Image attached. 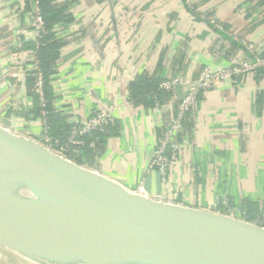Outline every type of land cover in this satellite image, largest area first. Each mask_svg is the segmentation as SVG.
I'll use <instances>...</instances> for the list:
<instances>
[{"label":"crops","instance_id":"crops-1","mask_svg":"<svg viewBox=\"0 0 264 264\" xmlns=\"http://www.w3.org/2000/svg\"><path fill=\"white\" fill-rule=\"evenodd\" d=\"M53 1L57 9L66 6L71 19L50 27L61 47L46 89L61 145L72 122L111 112L103 144L79 156L82 165L131 192L147 194L151 175L149 196L162 193L168 203L222 214L235 209L258 219L264 211V76H244L200 95L162 189L152 164L185 93L184 85L165 91L160 84L175 77L195 81L205 66L221 69L244 59L234 37L264 51V0ZM36 2L0 0V123L12 119L16 133L41 141V103L28 83V66L39 61L44 45L32 28ZM208 15L224 31L207 23ZM145 75L159 82L162 96L152 93L154 104H135L130 87Z\"/></svg>","mask_w":264,"mask_h":264},{"label":"water","instance_id":"water-1","mask_svg":"<svg viewBox=\"0 0 264 264\" xmlns=\"http://www.w3.org/2000/svg\"><path fill=\"white\" fill-rule=\"evenodd\" d=\"M13 121L0 123V252L36 264H60L50 252L64 264H264V227L154 200L151 175L147 194L131 192Z\"/></svg>","mask_w":264,"mask_h":264},{"label":"built area","instance_id":"built-area-1","mask_svg":"<svg viewBox=\"0 0 264 264\" xmlns=\"http://www.w3.org/2000/svg\"><path fill=\"white\" fill-rule=\"evenodd\" d=\"M39 1L40 0H37L34 8L32 28L35 40L38 44L42 45L41 40L47 34L48 30ZM204 19L218 31H224L219 21L214 17L205 16ZM234 39L244 47L246 51V57L244 59L235 62L229 67L221 69H213L210 66H205L195 81H184L180 77H175L173 79L163 81L160 84V88L165 91H172L178 85H184L185 87V93L178 106L175 119L167 127L163 136L157 142L156 153L152 164V166L157 165L158 167V173L161 177L163 187L168 183L169 175L177 164V156L180 154L182 149L179 139L184 132V123L187 115L197 104L200 95L211 88H218L230 82L236 83L244 76L256 75L259 72L264 75V51L260 50L255 46V44L248 42L245 39L237 37H234ZM28 68H30L29 76L33 77L35 80L34 94L41 103V116L44 134L43 140L38 142L54 153L77 163L76 159L79 156H84L83 149L88 148L94 150L101 144L100 134L108 133L114 122L113 114L111 112L98 110L85 120L72 122L69 126L67 141L60 145L59 142L54 141L49 134V112L47 111L48 101L46 98L47 82L40 66V62L35 59L34 63L30 64ZM81 166L88 168L87 165ZM149 197L157 201L166 202L164 200L165 196L162 193ZM225 215L252 222L256 225L264 227V211H262L258 219L254 221H249L245 219V217L240 216L235 209L230 210Z\"/></svg>","mask_w":264,"mask_h":264},{"label":"trees","instance_id":"trees-1","mask_svg":"<svg viewBox=\"0 0 264 264\" xmlns=\"http://www.w3.org/2000/svg\"><path fill=\"white\" fill-rule=\"evenodd\" d=\"M55 4L53 0H40V5H41V9H42V14L46 20L47 23V34L43 37V39L41 40L42 45L39 51V61H40V66L42 68V71L45 75V78L50 77L51 75H53L52 73V69L51 66L53 64V62L57 59V57L59 56V50L61 45L58 43L57 40L54 39V35L52 33H50L51 30V24L58 22V21H65V22H70L71 19L69 18V15L66 14V6H64L63 8L57 9L55 8ZM210 16V15H208ZM213 17V16H210ZM261 50V49H260ZM263 51V50H262ZM260 74L262 76H264L261 72L257 73ZM34 78L30 76L28 83L29 85L33 86L34 84ZM34 87V86H33ZM154 93L153 95H159L162 96V92L159 88V82L158 81H154L151 78H148L146 75L145 76H141L139 77L130 87V96L131 99L134 101L135 104H144V105H148V104H154L155 102L150 100V96L151 94ZM31 94H33V96H35L34 92H32ZM46 98L48 101V107H47V111L49 112V125H50V134H51V138L54 141H59L56 137V135L53 133V124H54V115L53 112L50 108V94L48 93V88L46 89ZM68 134H69V128L66 130V138H68ZM107 134H100L101 137V144L99 146H101L106 138ZM62 141V140H61ZM60 145L62 142H60ZM98 146V147H99ZM84 150V156L87 155V153L89 151H91V149L85 148ZM82 157V156H80ZM76 162L78 164L80 163L79 158L76 159ZM82 165V164H81ZM249 221H254L253 219H248Z\"/></svg>","mask_w":264,"mask_h":264},{"label":"bare ground","instance_id":"bare-ground-1","mask_svg":"<svg viewBox=\"0 0 264 264\" xmlns=\"http://www.w3.org/2000/svg\"><path fill=\"white\" fill-rule=\"evenodd\" d=\"M50 253H51L50 254L51 256H56L60 260V262H59L60 264H64V262H66V260H68L67 254H65V253H57V252H50ZM0 264H30V263L24 259L17 257L12 261H4V260L0 259ZM32 264H36V263H32Z\"/></svg>","mask_w":264,"mask_h":264},{"label":"rangeland","instance_id":"rangeland-1","mask_svg":"<svg viewBox=\"0 0 264 264\" xmlns=\"http://www.w3.org/2000/svg\"><path fill=\"white\" fill-rule=\"evenodd\" d=\"M13 257V258H12ZM15 255L9 252H0V258L4 261H12L14 259ZM8 258V259H7ZM28 262V261H27ZM30 263V262H29ZM32 264V263H30Z\"/></svg>","mask_w":264,"mask_h":264}]
</instances>
